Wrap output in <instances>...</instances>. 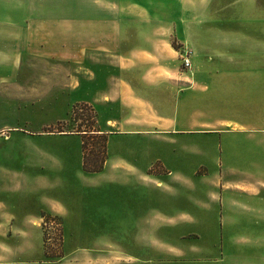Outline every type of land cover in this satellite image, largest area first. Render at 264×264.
Wrapping results in <instances>:
<instances>
[{
	"label": "crops",
	"instance_id": "0c3cea01",
	"mask_svg": "<svg viewBox=\"0 0 264 264\" xmlns=\"http://www.w3.org/2000/svg\"><path fill=\"white\" fill-rule=\"evenodd\" d=\"M118 1L121 0H116V4ZM175 1L180 7L178 40L181 48L191 53L193 72L178 75L169 72L171 55L168 45L156 37L160 36V30L158 33L155 26L141 27L139 17L145 15L138 10L115 8L97 11L105 19L97 37L64 47L49 58L53 63L67 65L63 77L45 75L35 68L26 69L25 74L20 70L22 66L34 67L45 62L44 11L39 8L43 0H0V49L5 51V73L0 81L21 88L10 90L9 104L35 111L34 116L28 117L31 121H36L39 115L47 116L40 122L22 120L2 127L0 133L6 128L13 135H26L7 137L4 142L47 146L49 140L56 138H78L82 165L78 135H39L50 124L65 122L73 106H90L99 131L107 135L106 161L103 170L96 174L81 169L78 188L104 186L107 189L98 191L99 197L105 199L108 193H115L110 196V204L74 209L58 200L35 208L25 201L32 185L41 184L42 191L49 184L53 190L65 189L70 188L72 181L60 182L53 177L50 182L44 175L36 179L42 173L23 176L0 169V264L28 263L26 257L34 251L29 240L33 231L30 223L42 221L43 217L60 221H115L116 248L133 260L127 264H239L245 263V257H258L251 251H235L230 255L210 251L212 260L204 262L203 250L194 253L178 248V253L196 260L171 262L170 243L188 242L190 239L180 241V230L198 223L157 230L150 225L151 221L199 222L197 212L171 211L176 187L183 182L188 186L196 177L207 180L219 176L243 178L245 184L229 188L209 184L204 193L188 186L191 191L187 202L193 203L202 219L211 212L214 221H233L228 223L230 229L241 224L234 221H244L242 218L251 213H255L254 221H264V0ZM19 74L20 85L16 83ZM173 82L180 85L176 88ZM29 131L35 136L28 137ZM197 136L208 137L203 140L207 144L189 149L188 142L199 139ZM155 141L165 145V155L159 156L153 148ZM46 149H38L44 154L42 158L54 162L64 159L68 152L60 147ZM179 151L206 156L213 173L209 174L203 166L191 174L184 171ZM225 158L229 161L241 158L243 162L240 165ZM156 163H160L163 174L152 172ZM201 168L205 173L198 175ZM27 184L29 187L22 190ZM221 209L230 213L226 220ZM141 233L146 235V244L141 241ZM92 238L83 244L89 252L93 251ZM157 239L168 249L150 245Z\"/></svg>",
	"mask_w": 264,
	"mask_h": 264
},
{
	"label": "rangeland",
	"instance_id": "374dc122",
	"mask_svg": "<svg viewBox=\"0 0 264 264\" xmlns=\"http://www.w3.org/2000/svg\"><path fill=\"white\" fill-rule=\"evenodd\" d=\"M118 7H117V6ZM42 6V7H41ZM39 8H42L44 11L43 18V28H44V59L45 62L43 65H38L34 67H25L22 66L20 70L23 71L22 74L26 73V69L35 68L40 70L43 74H54L61 75L65 77L67 74V65H62L64 62L53 63L49 58L55 57L54 54L63 51L62 48L67 49L71 44L83 43L84 41H91L93 37L98 36V29L101 25L104 24L105 19L99 17L97 11H104L109 9L120 8L123 10L134 9L144 13L145 16L139 17L138 24L141 27L146 26H155L157 27L158 33L156 35L158 40L164 41L168 45V50L171 57V66L169 67L170 71L173 74H189L193 72V66L191 63V53L189 50L181 48V44L178 40V31L180 28V18L177 16L179 13L180 7L178 1L175 0H121L116 4V0H43L42 3H39ZM153 14V15H152ZM176 16H175V15ZM143 15V14H142ZM150 15V16H149ZM153 16V17H152ZM86 27V28H85ZM85 29V30H84ZM97 32V33H96ZM145 34V35H144ZM146 37L148 33H144ZM57 51V52H56ZM65 52H68L65 50ZM4 56L5 51L0 49V78L2 74L5 73L4 67ZM187 57L190 62V68L186 69L182 64L183 57ZM8 67V66H7ZM3 71V72H2ZM8 72V71H7ZM18 81L16 83L21 84L22 75L19 74ZM25 83V82H23ZM174 86L180 85L179 83ZM12 89H21L13 88L10 84H6L4 81H0V129L2 127H8L10 125H15L16 122L19 123L22 120L28 122H40L41 119L46 118L37 116L36 121H31V117L34 116L35 111L26 109H17L10 106L11 93ZM175 91V90H174ZM74 107V106H73ZM90 107V106H88ZM90 109H92L90 107ZM34 110V109H33ZM60 113L64 111V107L60 110ZM48 112V111H47ZM50 112V111H49ZM72 112V110H71ZM71 112L69 115H71ZM85 109L83 114L86 115ZM95 116V129L99 130L96 114L92 109V115ZM67 118V117H66ZM35 120V118H33ZM83 120H79L76 123H73L70 120V116L65 120V122H59L56 124H50L49 127L44 128V134L39 136H44L45 134H57L58 130H62L65 133L75 130L77 126L83 125L84 128L87 126L85 117ZM22 123V122H21ZM86 124V125H85ZM11 130L4 128L0 133V169L11 170L16 173H19L23 176L35 175L36 179H41L44 175V178H47L50 182L54 177L55 180L72 181L70 188L59 187L53 190L52 186L49 184L43 189L42 185H32L30 192L26 194V205L34 206L35 208L38 205L51 204L54 201L60 200L63 203L70 205L74 209H80L81 206H99L101 204H110V196L115 195V193H108L107 199L99 197V191L102 189H107L104 186L100 188L95 187H81L80 184H77L78 175L81 171V158H80V149H79V140L78 138H56L54 140H49L47 146L44 144L35 143L31 144H6L4 142L7 137H25V134L22 135H13ZM30 132V131H29ZM28 132V133H29ZM40 134L41 131L32 130ZM29 133L28 137H34L35 134ZM80 138V136L78 135ZM196 140L188 142V148H202L207 143H203L208 137L197 136ZM81 141V140H80ZM92 145V143H90ZM53 146V147H52ZM153 148L159 153V156L165 155V145L158 141L152 142ZM151 146V147H152ZM65 148L68 149V152L65 153L64 159L60 158L54 161H50L44 156L43 153H40L38 149L54 148L59 149ZM93 148L90 146L89 149ZM202 150V149H200ZM180 152L179 159L181 160V168L184 171H189V174L199 166L207 168L208 173H213L209 169L212 166V163L205 158L206 156H196L193 153L185 154L182 151ZM82 153V152H81ZM244 156L253 158L251 154H245ZM239 158V157H238ZM228 162L242 164L243 160L234 159L229 161L228 158H225ZM247 160V159H246ZM251 162V161H250ZM225 164V163H224ZM104 167V166H103ZM65 173V175L62 174ZM152 172L154 174H163V169L160 166V163H156L153 166ZM205 173V169L201 168L197 171L198 175ZM70 175V176H69ZM209 178V176H208ZM163 180V178H160ZM216 188L217 186L223 187H240L245 184L243 178L239 177H228L223 178L213 177L205 180V178L196 177L193 178L190 182L189 187L196 188L197 193H204V188H207L208 185ZM257 185V184H255ZM38 186L39 188H36ZM186 186V182L179 183V186L176 187L175 193V206L171 210L173 213L179 211L189 212V210L200 216V221H151L150 225L156 227V230L160 227L171 226L182 224V223H198L191 227L183 226L184 229L180 230V241L190 239L188 242H169L172 248H166L164 244L156 240L155 243L150 242V245H154L156 249H168L170 253L171 262L181 260L192 262L196 260V257L191 259L188 255L185 257L181 253H178L176 250H189L194 253L199 249L203 250L202 259L204 262L211 261L210 251H224L225 254L230 255L235 253V251L246 253L253 252L256 253L258 257L256 258H243L244 262L239 261V264H264V257H259V254H264V221H254L256 220L255 213L245 216L240 219V221H234L235 223H241L237 228L232 227L228 223L233 221H214L211 212H208L202 219V214L198 212V209L194 208V205L191 201L187 202L188 193L191 189ZM29 184L23 185L22 190L27 189ZM15 190L17 188L15 187ZM83 190V191H81ZM111 206V205H109ZM214 210V208H213ZM211 210V211H213ZM221 214L224 220L228 218V212H225V209H221ZM225 212V213H224ZM209 215V216H208ZM264 216H262L263 218ZM264 220V218H263ZM107 222V224L105 223ZM114 223L115 221H60L52 217H43L42 221H32L30 223V228L32 236L29 237L30 244H32L34 251L28 254L27 264H127L133 262L129 257L121 255V252L116 248L115 238H114ZM144 230H147V224L144 225ZM108 232V234H104ZM103 233V234H102ZM184 233H189V237ZM102 236H99L101 235ZM166 235V233H165ZM224 235V239L222 237ZM37 236L40 238H37ZM95 236V237H94ZM231 236V238H229ZM93 237V243L91 245L93 250L92 252L87 251L83 248V244L86 243ZM143 242L146 244V235L141 233ZM175 238L171 239L174 241ZM142 243V242H141ZM82 249H80V247ZM90 246V244L88 245ZM37 248V249H36ZM39 248V249H38ZM78 248L79 250L73 253V250ZM179 257V258H178ZM24 258V259H26ZM156 260H160L156 258ZM257 261V262H256ZM250 262V263H247ZM255 262V263H254ZM178 264V263H176Z\"/></svg>",
	"mask_w": 264,
	"mask_h": 264
},
{
	"label": "trees",
	"instance_id": "16d2710c",
	"mask_svg": "<svg viewBox=\"0 0 264 264\" xmlns=\"http://www.w3.org/2000/svg\"><path fill=\"white\" fill-rule=\"evenodd\" d=\"M84 109L87 112L86 115L83 114ZM83 117H85L86 119L85 122L87 126L83 128V125H79L76 127L75 130H72L68 133L80 136L82 152V171L87 174H96L103 170V166L106 161L107 135L95 129V116L94 114L92 115V109H90V107L83 104L75 105L72 108L70 120L73 123H76L79 120L82 121ZM55 133L62 134L65 132H63L62 130H58ZM90 143H92V145ZM90 146H93V148L89 149ZM54 219L56 218H53V220Z\"/></svg>",
	"mask_w": 264,
	"mask_h": 264
},
{
	"label": "built area",
	"instance_id": "2783aa9c",
	"mask_svg": "<svg viewBox=\"0 0 264 264\" xmlns=\"http://www.w3.org/2000/svg\"><path fill=\"white\" fill-rule=\"evenodd\" d=\"M182 64H183V66H184L186 69L190 68V62H189V59H188L186 56L183 57V59H182Z\"/></svg>",
	"mask_w": 264,
	"mask_h": 264
}]
</instances>
